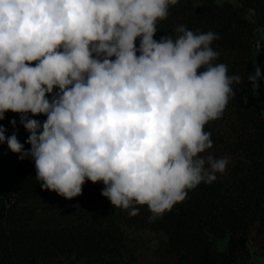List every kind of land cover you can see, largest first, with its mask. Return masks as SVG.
I'll use <instances>...</instances> for the list:
<instances>
[{"label":"clouds","instance_id":"1","mask_svg":"<svg viewBox=\"0 0 264 264\" xmlns=\"http://www.w3.org/2000/svg\"><path fill=\"white\" fill-rule=\"evenodd\" d=\"M177 2L0 0V121L20 114L31 147L15 119L10 136L0 124V144L34 161L42 189L71 200L103 182L112 206L134 217L146 205L154 222L226 171L227 157L199 154L241 77L213 63V31L153 38ZM247 79L256 91L260 67Z\"/></svg>","mask_w":264,"mask_h":264},{"label":"trees","instance_id":"2","mask_svg":"<svg viewBox=\"0 0 264 264\" xmlns=\"http://www.w3.org/2000/svg\"><path fill=\"white\" fill-rule=\"evenodd\" d=\"M178 25L219 35L211 45L219 52L215 64H225L226 52L235 53L232 76L241 82H233L235 96L221 117L204 126L213 147L199 154L227 157L226 171L211 184L188 190L184 201L150 222L146 205H136L140 211L134 217L112 206L101 195L103 182L86 180L81 195L71 200L42 189L34 161L21 160L0 144L7 155L0 173V264H137L141 252L131 246L128 229L166 239L155 252L157 264H169L162 260L167 249L178 257L174 264H250L264 258V0H178L169 5L167 18L157 21L153 38L170 33L175 39ZM256 66L261 79L254 91L247 78ZM28 135L21 125L17 138L25 150L31 147ZM214 239H227L225 248Z\"/></svg>","mask_w":264,"mask_h":264},{"label":"rangeland","instance_id":"3","mask_svg":"<svg viewBox=\"0 0 264 264\" xmlns=\"http://www.w3.org/2000/svg\"><path fill=\"white\" fill-rule=\"evenodd\" d=\"M217 2H224V1H230V2H235L236 0H216ZM174 39V37L172 36ZM228 68V73L229 71V62L227 64ZM15 119L17 121L16 124V129H19L21 126L20 124V114L18 113H13V112H7L5 113V119L0 121V124H2L6 129L5 135H10L13 132V127L10 123ZM127 237L131 243V246H136L135 252L138 254L142 252L143 250H149L151 249L153 241H157L159 245L162 247L163 243L165 241L164 237L161 234H155L153 232L147 231V230H142V229H128L126 231ZM215 244L217 245L218 248L223 249L225 248L227 244V239L225 240H218L214 239ZM160 248V247H159ZM250 264H264V258L263 257H254Z\"/></svg>","mask_w":264,"mask_h":264},{"label":"crops","instance_id":"4","mask_svg":"<svg viewBox=\"0 0 264 264\" xmlns=\"http://www.w3.org/2000/svg\"><path fill=\"white\" fill-rule=\"evenodd\" d=\"M167 36H173L172 34H167ZM235 53L233 51H228L225 54V65L227 66L229 62V76H232V67L234 62ZM232 87V85H231ZM7 159V155L4 152H0V173L4 170V163ZM166 240V239H165ZM152 248L149 250H143L139 256V262L137 264H157V257L155 252L159 249L160 245L157 241H153ZM162 260L169 264H174L178 261V257L175 252L171 249H167L162 256Z\"/></svg>","mask_w":264,"mask_h":264}]
</instances>
